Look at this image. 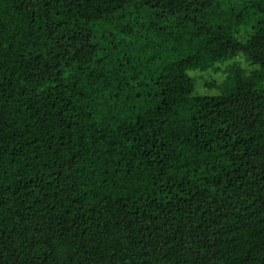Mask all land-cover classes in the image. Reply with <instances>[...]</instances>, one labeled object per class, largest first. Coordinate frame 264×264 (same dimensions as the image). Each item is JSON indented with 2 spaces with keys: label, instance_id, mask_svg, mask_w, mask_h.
I'll list each match as a JSON object with an SVG mask.
<instances>
[{
  "label": "trees",
  "instance_id": "trees-1",
  "mask_svg": "<svg viewBox=\"0 0 264 264\" xmlns=\"http://www.w3.org/2000/svg\"><path fill=\"white\" fill-rule=\"evenodd\" d=\"M0 264H264V0H0Z\"/></svg>",
  "mask_w": 264,
  "mask_h": 264
},
{
  "label": "rangeland",
  "instance_id": "rangeland-1",
  "mask_svg": "<svg viewBox=\"0 0 264 264\" xmlns=\"http://www.w3.org/2000/svg\"><path fill=\"white\" fill-rule=\"evenodd\" d=\"M240 59L245 60L246 57L244 55L237 56ZM235 57L233 60H228L227 62L223 63L221 66L228 65L229 63L233 62L237 59ZM243 66H248V64L244 61H242ZM189 74L192 77H196L197 83H196V90L198 92H201L203 94H214L217 93V89L215 87H209L207 86V83H214V82H220L223 79V75L221 73H215V72H208V73H202L199 70H191L189 71Z\"/></svg>",
  "mask_w": 264,
  "mask_h": 264
}]
</instances>
